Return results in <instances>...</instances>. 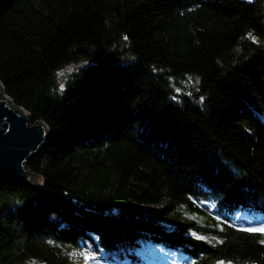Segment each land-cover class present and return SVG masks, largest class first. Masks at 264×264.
Here are the masks:
<instances>
[{
    "label": "trees",
    "instance_id": "obj_1",
    "mask_svg": "<svg viewBox=\"0 0 264 264\" xmlns=\"http://www.w3.org/2000/svg\"><path fill=\"white\" fill-rule=\"evenodd\" d=\"M0 83L49 130L0 264H264V0H0Z\"/></svg>",
    "mask_w": 264,
    "mask_h": 264
},
{
    "label": "water",
    "instance_id": "obj_2",
    "mask_svg": "<svg viewBox=\"0 0 264 264\" xmlns=\"http://www.w3.org/2000/svg\"><path fill=\"white\" fill-rule=\"evenodd\" d=\"M1 93L5 95L0 83ZM48 139L45 123H31L27 111L15 106L6 95L4 100L0 98V176L41 188L43 178L30 172L27 164L45 148Z\"/></svg>",
    "mask_w": 264,
    "mask_h": 264
},
{
    "label": "rangeland",
    "instance_id": "obj_3",
    "mask_svg": "<svg viewBox=\"0 0 264 264\" xmlns=\"http://www.w3.org/2000/svg\"><path fill=\"white\" fill-rule=\"evenodd\" d=\"M241 223H250L246 215L239 216ZM239 222V223H240ZM71 264H128L127 262L108 261L103 256L91 254L86 250L74 249L68 252ZM142 264H174L177 257L162 248L146 247L142 253Z\"/></svg>",
    "mask_w": 264,
    "mask_h": 264
},
{
    "label": "snow or ice",
    "instance_id": "obj_4",
    "mask_svg": "<svg viewBox=\"0 0 264 264\" xmlns=\"http://www.w3.org/2000/svg\"><path fill=\"white\" fill-rule=\"evenodd\" d=\"M126 39V38H125ZM249 230H252V231H261V232H264V228H261V229H249Z\"/></svg>",
    "mask_w": 264,
    "mask_h": 264
},
{
    "label": "bare ground",
    "instance_id": "obj_5",
    "mask_svg": "<svg viewBox=\"0 0 264 264\" xmlns=\"http://www.w3.org/2000/svg\"><path fill=\"white\" fill-rule=\"evenodd\" d=\"M0 98L4 100L5 99V95L3 93H1L0 94ZM8 102H10V101L8 100Z\"/></svg>",
    "mask_w": 264,
    "mask_h": 264
}]
</instances>
